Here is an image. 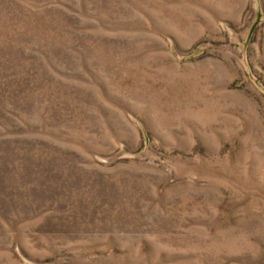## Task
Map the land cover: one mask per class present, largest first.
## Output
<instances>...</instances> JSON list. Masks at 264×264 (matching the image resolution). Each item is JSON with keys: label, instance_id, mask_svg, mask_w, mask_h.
Listing matches in <instances>:
<instances>
[{"label": "rangeland", "instance_id": "rangeland-1", "mask_svg": "<svg viewBox=\"0 0 264 264\" xmlns=\"http://www.w3.org/2000/svg\"><path fill=\"white\" fill-rule=\"evenodd\" d=\"M0 264H264V0H0Z\"/></svg>", "mask_w": 264, "mask_h": 264}]
</instances>
